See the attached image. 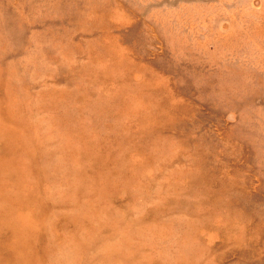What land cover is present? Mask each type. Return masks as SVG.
<instances>
[{
  "label": "rangeland",
  "instance_id": "374dc122",
  "mask_svg": "<svg viewBox=\"0 0 264 264\" xmlns=\"http://www.w3.org/2000/svg\"><path fill=\"white\" fill-rule=\"evenodd\" d=\"M0 183L8 264H264V0H0Z\"/></svg>",
  "mask_w": 264,
  "mask_h": 264
},
{
  "label": "bare ground",
  "instance_id": "6f19581e",
  "mask_svg": "<svg viewBox=\"0 0 264 264\" xmlns=\"http://www.w3.org/2000/svg\"><path fill=\"white\" fill-rule=\"evenodd\" d=\"M221 36V35H220ZM219 39V38H218ZM237 41V40H236ZM225 43V42H224ZM227 43V42H226ZM218 46V45H217ZM219 47V46H218ZM228 49V47L226 46V47H224V46H222V49ZM225 49V50H226ZM226 73V72H225ZM219 76V75H218ZM227 76V75H226ZM249 77V76H248ZM247 77V78H248ZM226 79V78H225ZM228 79H230V80H232L231 78H228ZM248 82V81H247ZM222 84H223V82H222ZM225 84V83H224ZM231 84V83H230ZM12 85V84H11ZM234 86V85H233ZM247 86H248V84H247ZM223 87V86H222ZM245 87V86H244ZM250 87V86H249ZM230 88V87H229ZM236 88V87H235ZM219 89V88H218ZM217 89V90H218ZM234 89V88H233ZM232 89V90H233ZM243 89V88H242ZM231 90V91H232ZM252 90H253V88H252ZM221 91V90H220ZM228 91H230V90H228ZM236 91H237V89H236ZM244 91V90H243ZM246 91V90H245ZM248 91V90H247ZM233 92H234V90H233ZM228 93H230V92H228ZM260 101V100H259ZM261 102V101H260ZM263 125V124H262ZM261 125V126H262ZM19 134V133H18ZM10 134H9V132L7 133H5L4 134V137H3V135H1V138H2V140L3 141H5V136H9ZM12 136H13V134H12ZM10 137V136H9ZM11 140V139H10ZM7 141V140H6ZM22 141V140H21ZM262 141H263V139H262ZM260 142V141H259ZM16 144V143H15ZM15 144H8V141L5 143V149H4V152L1 154V163H2V166H3V168L4 169H6L7 168V162H6V158H7V156L10 154V152H12V151H14V149H15ZM22 144V143H21ZM262 150V149H261ZM87 151V150H86ZM85 151V152H86ZM85 152H84V154H85ZM203 174V173H202ZM0 186L2 187V185H1V183H0ZM5 198H6V192H5V190H1V192H0V204L3 206V208H4V210H6V207L8 206V204L6 205V201H5ZM9 213H10V211H4L3 212V223L5 224V225H7L8 223H9ZM252 216V215H251ZM249 223H250V221H249ZM252 223V222H251ZM261 223V222H260ZM259 223V224H260ZM13 224V226H15L16 224H15V222H13L12 223ZM263 224H264V222H263ZM264 226V225H263ZM24 228L22 229V228H20V230L19 229H13V233L17 236V237H19L20 238V240H21V243L19 244V252L20 251H25V250H27L28 248H29V243H27V241L26 240H24V239H22V235L24 234V232L26 231V229L25 228H29V226L28 225H26L25 224V226H23ZM95 228V227H94ZM251 230V229H250ZM264 230V229H263ZM17 231V232H16ZM251 233V232H250ZM257 235V234H256ZM259 237V236H258ZM264 241V240H263ZM0 243H2L1 241H0ZM262 243V242H261ZM6 248H8V246L6 247ZM6 248H4V246L3 245H1L0 244V264H8L9 263V261L10 262H13V263H15V262H17L18 261V258L16 257V255H15V253H17V252H14V251H10V249H6ZM263 248V247H262ZM4 249H6V255H7V259L6 260H3V258H2V256H1V253H2V251L4 250ZM8 252H9V254H8ZM21 255V254H20ZM20 259L21 260H26V258L25 257H20ZM15 260V261H14ZM27 261V260H26Z\"/></svg>",
  "mask_w": 264,
  "mask_h": 264
}]
</instances>
